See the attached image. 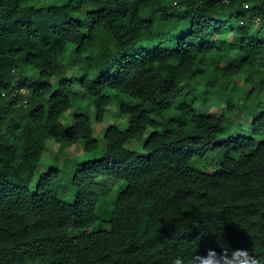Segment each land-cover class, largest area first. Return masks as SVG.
<instances>
[{"label":"trees","instance_id":"obj_1","mask_svg":"<svg viewBox=\"0 0 264 264\" xmlns=\"http://www.w3.org/2000/svg\"><path fill=\"white\" fill-rule=\"evenodd\" d=\"M244 2L0 0V264H170L226 246L264 257V25L239 24L264 2ZM100 21L109 33L97 34ZM113 102L124 124L105 129L100 149L90 111L102 121ZM48 136L61 152L100 150L66 158L71 200L54 165L33 183ZM209 151L212 173L193 165ZM98 177L125 186L111 196Z\"/></svg>","mask_w":264,"mask_h":264},{"label":"rangeland","instance_id":"obj_2","mask_svg":"<svg viewBox=\"0 0 264 264\" xmlns=\"http://www.w3.org/2000/svg\"><path fill=\"white\" fill-rule=\"evenodd\" d=\"M30 3L41 6V5H48V4H60L64 2L65 0H28ZM224 36H227V34H224ZM228 37V36H227ZM242 78L237 77L235 78L236 83H241ZM76 90L80 92L78 87H76ZM109 106H115L116 111L112 112L110 107H107L104 118L102 121H96L94 119V114L92 113V109L90 111V120H91V126L93 130V136L98 139V142L100 144V149L104 147V139H103V133L105 129L109 125L116 124L118 126H123L124 119L118 116V104L116 102L111 103ZM209 113L213 116H219L222 114H226L229 117H232L233 119H236L238 122L242 123L245 127L250 123L249 117L244 113L243 110L240 108H236L233 111H226L223 107L220 108H211L209 110ZM72 114L71 111H67L64 113L61 117V121L63 123H68L71 121ZM150 132V129L147 130L145 133V137ZM142 140H136V139H130L125 143V147L130 150H136L139 153H144L142 148ZM100 154V150L98 149L96 152H89L85 151L83 152L81 148L80 143H75L72 145H68L64 148V150L61 152L58 147V143L54 141L53 138L48 136L45 138L44 143V150L42 152L41 158L39 160V163L36 168L35 176L33 179V183L35 182L37 176H39L43 172H47L51 166H56L59 171H51V173L54 175L52 178L55 183L60 184L59 188V197L60 198H68L67 200H71L72 198V187L73 184L71 183L70 175L72 166L71 164L66 165L65 160L67 159H73L77 163H85L92 158H96ZM218 156V152L216 151H209L203 158H193V165L197 166L198 168L205 170L206 172L212 173L217 169V164L214 158ZM67 162V161H66ZM66 165V166H65ZM97 182L107 183L110 188V194L111 196H115L119 190H121L125 186V182L122 180H112L108 177H98ZM100 225L105 227L104 222H100Z\"/></svg>","mask_w":264,"mask_h":264},{"label":"clouds","instance_id":"obj_3","mask_svg":"<svg viewBox=\"0 0 264 264\" xmlns=\"http://www.w3.org/2000/svg\"><path fill=\"white\" fill-rule=\"evenodd\" d=\"M229 0H225V3H228ZM257 3H262L264 0H255ZM241 7L243 8H249L250 3L244 2ZM239 24L241 25H249L250 29L255 31L257 28H259L261 25H264V13H257L255 14L250 20L245 18L239 20ZM87 30V29H85ZM109 33L108 25L105 21H100L99 27L97 29V34H104ZM228 38H233L236 33L229 32ZM114 39V37H113ZM94 47V45H89L85 49V54H89L88 48ZM85 70L84 66H81L79 68V71L83 72ZM20 91L24 94H28L27 89H20ZM112 112L116 111L115 106H109ZM241 256L249 257L248 260L244 261V264H264V257H258L255 255H252L249 251V249H231L230 247H222V252L217 253L215 249H208L206 254H202L198 251L191 253L187 256L180 254L175 255L170 259V264H218V262L227 260V259H233V260H240Z\"/></svg>","mask_w":264,"mask_h":264}]
</instances>
